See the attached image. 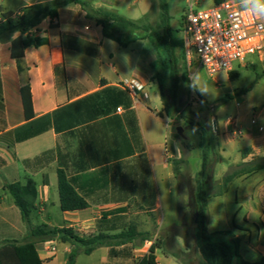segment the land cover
Returning <instances> with one entry per match:
<instances>
[{
	"label": "crops",
	"instance_id": "1",
	"mask_svg": "<svg viewBox=\"0 0 264 264\" xmlns=\"http://www.w3.org/2000/svg\"><path fill=\"white\" fill-rule=\"evenodd\" d=\"M10 1L0 0V10L11 11ZM18 1L15 13L26 7L60 6L55 18L43 20L36 28L35 35L47 44L25 49L22 72L10 58L9 43H0V244L22 243L26 237L21 212L3 187L31 180L36 192L29 216L32 226L70 228L79 237L114 235L134 226L148 235L143 242L127 244L128 258H110L106 247L90 254L80 248L74 264H134L150 259L153 264H182L163 254L154 241L163 224L157 214L167 197L175 196L169 157L180 152L171 137L170 120L161 112L160 90L155 99L147 92L158 76L153 71L158 59H150L151 49L146 46L151 43L132 39L120 46L104 38L80 2L93 8L115 5L106 0ZM138 41L145 44L139 48L140 55H145L143 64L133 57L115 63L116 53ZM104 47L113 53L108 62L101 58ZM256 57L243 67L255 70L259 66L262 73L251 88L236 93L242 101H236V106H244L243 113L230 125L223 123L218 137L222 156L236 158L231 169L241 159L250 162L264 157V102L260 100L264 56ZM222 73L228 80L238 78L234 67L230 72L234 78ZM127 79L141 83L146 97L127 94L120 87ZM25 82L32 104L30 119L24 117L20 97ZM58 172L87 204L85 209L61 211ZM35 248L42 264H67L75 245L55 239L36 241Z\"/></svg>",
	"mask_w": 264,
	"mask_h": 264
},
{
	"label": "rangeland",
	"instance_id": "2",
	"mask_svg": "<svg viewBox=\"0 0 264 264\" xmlns=\"http://www.w3.org/2000/svg\"><path fill=\"white\" fill-rule=\"evenodd\" d=\"M106 1L115 4L105 3L104 7L108 10H115L120 16L136 21L159 35L162 34L161 6L165 5L170 16L172 36L177 40L182 37V22L189 1L193 2L194 10L202 11L218 2L228 0ZM233 1L236 2V0ZM20 4L18 0H11L8 3V9L11 11H2L15 13ZM135 33L140 36L143 31L137 30ZM143 44L142 41H138L129 45L126 50L121 49L114 55L115 63L118 61L125 63L133 57L135 62L143 64L142 59L145 55L141 56L139 52ZM146 46L149 50L151 49L150 59H158L153 65V71L158 73V76L154 78L156 80L157 77V83L150 85L147 92L150 98L155 99L159 94L158 84H163L162 91L160 90L163 102L161 112L170 120L171 137L179 146L180 152L176 155L171 154L169 157L172 164L178 162L175 176L176 190L175 196L167 197L162 210L157 214L163 217V224L157 232V237L154 238L155 243L158 241L162 253L168 256H171L172 251L181 252L185 264H203L195 247L196 223L191 213L194 210L195 196L203 188L207 192L208 233L231 231L233 236L230 240H237L239 253L243 259L260 260L264 257V170L250 177L235 179L224 194L218 195L223 176L231 170L230 163L236 160L233 155L222 156L218 137L221 135L223 123L230 125L235 116L243 113L244 106H236V101L242 102L236 93L241 89L251 88L256 75L260 76L262 73L259 66L255 70L243 67L244 63L255 62L256 55L247 56L242 64L238 62L233 64L234 70L238 73V78L234 80H228L224 73L209 77L204 70L200 69L191 81H186L183 77V64L179 62L178 82L174 89L170 83V76L163 67L167 63L164 48L161 45L155 47L152 44H146ZM175 52L179 55L178 48ZM110 54L113 55L108 48L104 47L101 53L103 62H108ZM227 75L230 76L231 73L227 72ZM205 82L212 89V93L208 96L198 93ZM260 92V100L264 102V88ZM176 128H181L183 137L177 136L185 141L186 146H181L180 141L174 138V134H177ZM203 151L207 152L208 157L206 168L202 171Z\"/></svg>",
	"mask_w": 264,
	"mask_h": 264
},
{
	"label": "trees",
	"instance_id": "3",
	"mask_svg": "<svg viewBox=\"0 0 264 264\" xmlns=\"http://www.w3.org/2000/svg\"><path fill=\"white\" fill-rule=\"evenodd\" d=\"M219 3V2H218ZM83 10L89 18L94 19L101 27L104 38L126 46L132 39H146L153 46L161 45L167 56V63L163 65L170 76V83L175 89L178 82L179 62L183 64V41L182 38L174 39L170 27V16L165 5L161 6L160 22L162 34L151 31L148 27L140 25L138 22L126 19L115 11L105 8H93L86 2H80ZM60 4L40 5L36 7H26L18 13L0 10V43H9L10 58L15 62L17 71L22 72L21 61L27 47H39L47 44V40L36 36V28L45 19L56 17V11ZM141 30L143 34L136 35V31ZM150 30V33L148 32ZM161 42V43H160ZM160 43V44H159ZM179 49V55L175 52ZM184 79L188 81L184 69ZM231 79L234 78L232 75ZM163 84L159 85L162 91ZM161 94V92H160ZM20 97L23 107L24 117L30 119L33 116L31 97L28 83L25 82L20 88ZM162 99V97H161ZM174 138L180 141L181 146H186L184 140L179 139L177 134ZM207 152L202 153L201 170L206 168ZM177 164L173 163L175 176L177 175ZM264 170V157L257 158L250 162H242L228 171L222 178V184L218 195L224 194L228 186L237 178L250 177ZM58 188L60 196V208L63 212L82 210L87 204L79 197L61 172H58ZM3 190L13 199L14 204L21 212L23 223L26 228V237L22 243L3 242L0 244V264H42L38 257L35 242L47 240H59L63 243L75 245V248L67 256V264H74L81 248L84 254H90L99 247L109 249V257L128 258L127 244H136L148 239L147 234L137 232L134 226H129L124 231L114 234L91 235L88 237L77 236L70 228H52L47 225L32 226L29 216L34 210L36 192L34 183L27 180L25 184L13 183L5 185ZM207 192L202 188L195 196L194 209L198 217L195 225V247L203 260V264H264V257L258 261H247L239 253L237 240L231 241L233 233L231 231H221L209 234L206 223ZM160 247L158 241L155 243ZM122 249L117 250V248ZM182 253L172 251L170 255L183 264ZM134 264H153V261H138Z\"/></svg>",
	"mask_w": 264,
	"mask_h": 264
},
{
	"label": "built area",
	"instance_id": "4",
	"mask_svg": "<svg viewBox=\"0 0 264 264\" xmlns=\"http://www.w3.org/2000/svg\"><path fill=\"white\" fill-rule=\"evenodd\" d=\"M37 2L38 0H31ZM188 3L182 22L183 67L188 81L202 69L209 76L231 72L235 62L247 56H264V21L239 9L235 1H221L211 8L196 11ZM120 87L135 97L143 85L127 79Z\"/></svg>",
	"mask_w": 264,
	"mask_h": 264
},
{
	"label": "clouds",
	"instance_id": "5",
	"mask_svg": "<svg viewBox=\"0 0 264 264\" xmlns=\"http://www.w3.org/2000/svg\"><path fill=\"white\" fill-rule=\"evenodd\" d=\"M236 5L244 12L251 13L261 21H264V0H236ZM193 75L197 74L194 73ZM198 93L202 96H208L212 93V89L210 85L205 82L204 86L198 90Z\"/></svg>",
	"mask_w": 264,
	"mask_h": 264
},
{
	"label": "water",
	"instance_id": "6",
	"mask_svg": "<svg viewBox=\"0 0 264 264\" xmlns=\"http://www.w3.org/2000/svg\"><path fill=\"white\" fill-rule=\"evenodd\" d=\"M175 131H176V133H177V135L179 137H181V138L183 137L181 128H176ZM191 213H192L193 221L196 223L197 222V217H198V214H197L196 210L195 209L192 210Z\"/></svg>",
	"mask_w": 264,
	"mask_h": 264
}]
</instances>
